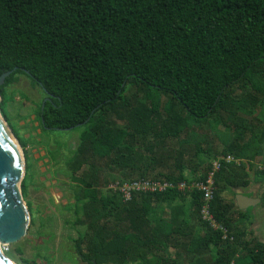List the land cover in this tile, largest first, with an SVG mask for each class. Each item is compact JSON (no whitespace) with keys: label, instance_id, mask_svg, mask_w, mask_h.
I'll return each mask as SVG.
<instances>
[{"label":"trees","instance_id":"trees-1","mask_svg":"<svg viewBox=\"0 0 264 264\" xmlns=\"http://www.w3.org/2000/svg\"><path fill=\"white\" fill-rule=\"evenodd\" d=\"M15 68L1 108L24 148L9 115L23 78L47 99L42 132L81 130L64 207L84 262L264 264L253 215L228 197L249 183L246 162L264 164V0H0V77ZM214 161L217 227L203 192L178 187ZM141 179L174 186L128 199L108 187Z\"/></svg>","mask_w":264,"mask_h":264},{"label":"rangeland","instance_id":"rangeland-1","mask_svg":"<svg viewBox=\"0 0 264 264\" xmlns=\"http://www.w3.org/2000/svg\"><path fill=\"white\" fill-rule=\"evenodd\" d=\"M14 89L16 102L10 104L9 115L20 135L29 139L27 148L21 145L25 154L30 155L35 172L29 181L26 201L36 224L18 243L3 244V253L17 264H26L24 259L36 260L38 264H89L74 249L78 228L72 223L73 211L64 207L74 201L65 162L70 150L76 148L81 130L42 132L36 115L37 104L44 100L41 88L23 78ZM14 89H9L11 94Z\"/></svg>","mask_w":264,"mask_h":264},{"label":"water","instance_id":"water-1","mask_svg":"<svg viewBox=\"0 0 264 264\" xmlns=\"http://www.w3.org/2000/svg\"><path fill=\"white\" fill-rule=\"evenodd\" d=\"M16 70L5 72L0 77V88ZM46 101L42 102V109ZM2 102L0 95V264H17L3 253L2 245L18 243L26 237L33 215L23 193V183L27 176L26 154L2 113ZM68 130L71 128L65 129Z\"/></svg>","mask_w":264,"mask_h":264},{"label":"crops","instance_id":"crops-1","mask_svg":"<svg viewBox=\"0 0 264 264\" xmlns=\"http://www.w3.org/2000/svg\"><path fill=\"white\" fill-rule=\"evenodd\" d=\"M236 162L240 163L241 161ZM262 163L259 159L251 162V164L246 162V174L249 183L231 187L228 190V197L234 199L236 209L250 211L253 215L251 226L254 229V234L264 241V183L258 174V166ZM237 182L240 183L241 181L238 180ZM241 195H244V197Z\"/></svg>","mask_w":264,"mask_h":264},{"label":"built area","instance_id":"built-area-1","mask_svg":"<svg viewBox=\"0 0 264 264\" xmlns=\"http://www.w3.org/2000/svg\"><path fill=\"white\" fill-rule=\"evenodd\" d=\"M227 161H233L232 158L228 157ZM260 171H264V164L258 166ZM221 170V163L219 161H214L212 165V170L208 174L205 182H195L191 185H187L186 183H180L178 187L182 190L184 189H191V188H198L203 192V198L205 200V204L201 210L203 217L208 219L211 224L217 227V223L215 222L213 215L210 213L209 210V202L213 198L214 193V185H215V176ZM172 183L163 182L159 180H151V179H141L135 180L129 183H118L114 182L111 185H108L109 188L120 192L124 199H128L131 195L132 191H164L167 188L173 187ZM229 264H234V260L231 261Z\"/></svg>","mask_w":264,"mask_h":264}]
</instances>
